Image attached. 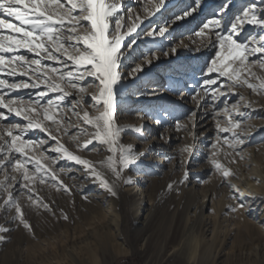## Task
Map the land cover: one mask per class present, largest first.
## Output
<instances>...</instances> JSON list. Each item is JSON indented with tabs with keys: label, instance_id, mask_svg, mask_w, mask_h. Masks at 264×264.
<instances>
[{
	"label": "rangeland",
	"instance_id": "obj_1",
	"mask_svg": "<svg viewBox=\"0 0 264 264\" xmlns=\"http://www.w3.org/2000/svg\"><path fill=\"white\" fill-rule=\"evenodd\" d=\"M105 3L117 6L108 18L106 35L109 39L123 37L116 68L119 79L112 92V122L120 129L112 137L115 152L109 151L113 145L95 137L97 128L83 120L85 112L93 120L101 116L107 99V92L101 97L100 82L87 75L91 65H75L62 51H54L55 45L50 41L46 42L58 57L56 60L47 59V53L39 49L33 52L17 47L10 52L0 51L5 57L0 65V80L6 82L0 86V97L3 104L11 101L9 107L21 111L17 115L8 107L0 106V146L3 148L0 160L5 161L0 166V227L9 229L0 233L5 238L0 242V264H46L58 256L54 253L57 248L54 250L50 245L39 248L37 245L42 241H65L64 248L69 250L70 245L84 239L91 229L85 223V216L91 211L99 212L101 203H105L102 199L109 193L101 186L100 179L106 180L116 192L111 200L118 209L117 220L128 239L129 249L107 264H193L184 198L197 195L203 200L200 196L203 190L213 187L221 192L232 191L231 180L236 169L244 168L249 160L264 157V89L259 88L264 81V68L254 63L264 60V53L251 52L259 47L252 38L259 41L264 30L248 23L235 31L231 28L245 8H253L258 19L264 17V0H200L198 6L194 0H164L158 11L159 0H105ZM186 11L191 14L185 16ZM117 18H120L119 32ZM0 19L19 24L2 12ZM216 20L220 21L219 27H213L212 22ZM81 23L84 27L78 31L83 34L90 26L87 21ZM70 27L66 22L62 29L64 35L70 34ZM161 28L166 29L162 35ZM216 33L247 45L243 52L247 56L245 67L240 68L235 81L229 76L241 62L227 42L221 45L217 41ZM9 36L19 39L22 33L0 29V37L6 44L10 42ZM72 43L75 42L65 41L66 46ZM78 47L82 48V43ZM19 56L29 63L21 66V62L12 59ZM32 60H39L40 65L31 64ZM213 61L217 70L209 72ZM137 66L140 71H135ZM53 68L57 69L55 74L51 72ZM22 71L27 75H21ZM221 71L229 75H221ZM69 72L74 74L72 82L77 84L76 88L58 79L61 73L66 76ZM81 74L83 79H75ZM245 79L257 89L254 91L242 84ZM208 80L215 83L208 84ZM52 82L59 83L68 95L59 99L63 92L50 90ZM21 83H35L38 87L12 89L7 86ZM81 87L85 91L81 92ZM33 108L36 111H31ZM45 110L52 119H44ZM26 115L42 122L46 130L27 128ZM98 123L103 125V121ZM233 123H239V128H232ZM223 128L230 131H221ZM9 129L19 137L16 143L23 147L22 153L5 143L6 140L11 143ZM237 138L244 142L236 143ZM26 141L32 143L24 145L22 142ZM120 145L125 149L130 147L134 157L127 167L120 164ZM61 146V151H56ZM64 149L89 161L91 167L68 159ZM110 156L119 176L108 165ZM17 159L23 162L19 171L12 167ZM37 161L43 166L40 171H37ZM213 161L232 174L224 177ZM25 169L32 177L28 181L24 180ZM126 178L133 180V189L123 187ZM9 194L19 205L31 231L20 222L15 207L5 204ZM144 205L148 211L143 215ZM261 206V201L251 206L254 214L249 217L255 218ZM228 220L220 224L230 230L221 259L226 258V264L229 261L230 264H264V255L234 253L241 242H235V229ZM205 222L212 226V219ZM84 226H88L84 232L74 230ZM135 226H140L138 234L134 232ZM50 230L53 232L49 234ZM134 234L142 240L137 242ZM195 234L199 235V229ZM260 242L264 243V236ZM174 246L179 248L171 252ZM195 257L194 264L204 259L200 250Z\"/></svg>",
	"mask_w": 264,
	"mask_h": 264
},
{
	"label": "snow or ice",
	"instance_id": "obj_2",
	"mask_svg": "<svg viewBox=\"0 0 264 264\" xmlns=\"http://www.w3.org/2000/svg\"><path fill=\"white\" fill-rule=\"evenodd\" d=\"M164 0H159V4L156 5V10H159V7L162 6ZM194 3L198 6L200 4V0H194ZM117 6L115 4H106L105 0H0V12L5 13L8 17H14L19 24H13L7 22L5 19H0V29H12L15 33H22L21 38H16L14 36H9V43L4 42V38L0 37V51L10 52L14 51L17 47H26L29 51L36 52L37 49L40 51L47 53V59L56 60L57 56L52 54V51L49 50L48 44L46 41H50L55 45L54 51L60 52L67 57L68 60L73 61L75 65L78 66H87L91 65V70L87 71V75L95 77L96 80L100 82L102 85L100 89L101 97H104L105 92H107V99H104L105 111L101 116L95 118V120L90 119L87 112L84 113L83 120L85 123L92 124L97 128L95 133V137L102 140L104 143H108L113 145L109 148V151L115 152L117 149L115 148V141L112 137L115 133L120 131L119 128L114 127V123L112 122V92L113 85L118 81L119 76L116 72L117 63L120 59L119 49L121 46L122 36H115L112 39H109L106 33L109 29L108 18L113 16V13L116 12ZM63 10V11H61ZM195 9H193L194 11ZM190 12H185L184 15H190ZM182 17H177V19H181ZM82 21H87L89 24V28H86L85 32L81 34L78 31V28L84 27L81 23ZM71 25L68 29L70 34L64 35L62 32L63 26L65 23ZM244 23L248 24H256L264 30V17L258 19L255 10L251 7L245 8L241 15L235 18V22L232 23L231 28L233 31L237 30ZM213 27H219L220 21L216 20L212 22ZM55 25H60V28H57ZM120 27V18L116 20V31L119 32ZM205 28L208 27V24L204 25ZM134 29H130L132 31ZM160 34L162 35L166 29L161 28ZM200 33H197L199 35ZM152 35V33H149ZM216 39L220 42L221 45L224 43L229 44V48L234 49L236 52V59L240 60V66L237 69H233V74L229 76L230 79L234 81L239 77L240 68H244V61L247 60V56L243 55V52L247 50V45L237 43L232 39L231 36L222 37L219 33H216ZM65 41H74L75 43L69 44L66 46ZM253 43H259V47L251 49L252 53H264V35L259 37V41L256 40L255 37L252 38ZM83 45V47H78L79 44ZM69 47L72 49L69 52ZM175 51V49H173ZM39 54V52H37ZM232 51L229 52V55H232ZM217 56H220V53L217 52ZM14 61L21 62V66L27 64L25 57H13ZM5 62V57L0 55V65ZM34 65H40L39 60H32L30 62ZM150 63V61H149ZM254 63H257L259 67L264 68V60H258ZM230 67V65H229ZM140 66H137L135 71H140ZM216 61H213V67L208 69L209 72L216 71ZM51 72L55 74L57 69H51ZM21 75H27L26 71H22ZM221 75H229L227 71H221ZM253 75H255L253 73ZM74 74L72 72L65 74L61 73L58 79L62 82H67L71 87L76 88L77 84L72 82V78ZM83 75L75 76V79L81 80L83 79ZM208 84L215 83L213 80L206 81ZM242 84H246L247 87L253 89L254 91L257 89V86L248 82L247 79L241 81ZM6 84L5 81L0 80V86H4ZM9 88H28V87H38L37 84L33 83L29 85L28 83L21 84H9L7 85ZM259 88L264 89V81L261 82ZM50 90L52 91H61L63 92V96L59 97V99H63L64 96L68 95L67 92L61 88L59 83L52 82L50 84ZM81 92L85 91L83 87L79 89ZM41 96L44 93H40ZM95 99V97H93ZM243 99V97H241ZM12 102L10 101L9 104ZM9 104H3V97H0V106L8 107L9 111L16 112L17 115L21 114V111L17 108L9 107ZM51 105V101L49 102ZM31 111H36L35 108L31 109ZM27 119L28 125L27 128H38L41 131H45L42 122H38L30 118V116L26 115L24 117ZM44 119H52V117L47 115V110L44 112ZM103 121V125L101 126L98 122ZM239 123H233L232 128H239ZM14 127H19L14 126ZM179 127V125H178ZM25 129H21L24 131ZM136 131H140L139 128ZM221 131L228 132L229 128H223ZM7 135L11 137V143L7 140L5 141L8 144L10 149H14L16 152L22 153L23 147L18 145L16 142L19 140L18 136L13 135L11 129L7 130ZM235 136L236 134L233 133ZM2 138V137H0ZM55 139V137H53ZM244 141L239 138L236 139V143L242 144ZM24 145L31 144V141L22 142ZM91 143V141H88ZM231 146V145H230ZM60 148H57L56 151H61ZM3 148L0 146V151ZM121 152L120 164L123 167H127L128 164L134 159L131 155V148L125 149L123 145H120L119 148ZM65 155L68 159L74 160L78 164L85 165L86 167H91L90 162L81 159L79 156L73 155L70 152H67L64 149ZM5 163L4 160H0V166H3ZM11 163V162H10ZM103 163V161L101 162ZM214 167L222 172L224 177L230 176L232 173L230 170L223 168L222 165L216 161H213ZM108 165L112 168V170L116 173L117 176L120 175L119 171L115 167V161L113 157H108ZM12 167L14 170L19 171L23 168V162L19 159L15 160L12 163ZM42 165L37 161V171L42 169ZM92 171L95 173V169ZM97 178L99 179V174L95 173ZM32 179V177L28 174L27 169L24 170V180L28 181ZM43 182V181H41ZM129 182L130 181H126ZM100 184L103 188H105L111 195L115 196L116 192L113 188L108 184L106 180L100 179ZM2 186V185H0ZM171 188V185H169ZM5 204H9L10 206H14L16 212L19 214L20 222L24 225L26 229L31 231V226L23 219V214L21 213V209L15 201L12 200L11 194H9L8 200L5 201ZM45 207H47L45 205ZM232 211H236L235 208ZM63 218L65 220L68 219L67 215H64ZM9 229L0 227V233L7 232ZM4 236H0V242L4 241Z\"/></svg>",
	"mask_w": 264,
	"mask_h": 264
},
{
	"label": "bare ground",
	"instance_id": "obj_3",
	"mask_svg": "<svg viewBox=\"0 0 264 264\" xmlns=\"http://www.w3.org/2000/svg\"><path fill=\"white\" fill-rule=\"evenodd\" d=\"M234 175V179L231 180L232 191L230 192H221L218 188L213 187L203 190L200 195L203 200H199L197 195H186L184 198L185 224L190 233L189 251L193 264L196 260L197 250H200L204 256V259H200L199 264H226L227 259H221L223 255L221 253L230 230H226L227 228L220 224L227 219L234 226L235 242H241L240 247L234 249V253L264 255V243L260 242L264 236V157L245 162L244 168L236 169ZM126 181H130V183ZM123 187L128 190L133 189V180L126 178ZM111 197L112 195L108 193L102 199L101 202L105 203L103 205L100 202L101 210L99 212L91 211L93 214L89 213L85 216V223L91 229L90 231L86 229L88 232L85 238L70 245L69 250L64 248L63 242L65 241L57 243L45 240L37 245L39 248H46L49 245L54 250L57 248L54 253L58 256L51 261L47 260L46 264H107L115 257L128 253V239L117 220L118 209ZM260 201L261 212L254 215L255 218H250L249 216L254 214V211L250 210L251 206L257 205ZM142 208L144 215L148 208L145 205ZM233 208L236 211H232ZM207 219H212V226H207L205 222ZM88 226L80 227V229L74 228V230L79 233L84 232L85 227ZM139 227H134L136 234L140 230ZM196 229H199L200 236L195 234ZM255 229H257L256 232ZM52 232L50 230L49 234ZM66 233L67 238L69 233ZM136 234H134V239L137 242L142 240ZM173 238H176V235ZM255 240L258 242L256 243ZM236 243L234 245H238ZM178 248V246L172 247L171 252H176Z\"/></svg>",
	"mask_w": 264,
	"mask_h": 264
},
{
	"label": "trees",
	"instance_id": "obj_4",
	"mask_svg": "<svg viewBox=\"0 0 264 264\" xmlns=\"http://www.w3.org/2000/svg\"><path fill=\"white\" fill-rule=\"evenodd\" d=\"M127 262H128V260H127Z\"/></svg>",
	"mask_w": 264,
	"mask_h": 264
}]
</instances>
